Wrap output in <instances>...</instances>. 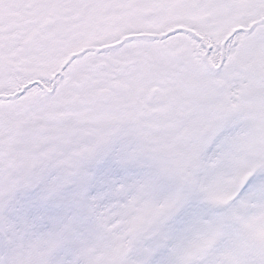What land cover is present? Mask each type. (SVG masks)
I'll list each match as a JSON object with an SVG mask.
<instances>
[{
  "label": "snow or ice",
  "instance_id": "6c2138e0",
  "mask_svg": "<svg viewBox=\"0 0 264 264\" xmlns=\"http://www.w3.org/2000/svg\"><path fill=\"white\" fill-rule=\"evenodd\" d=\"M0 264H264V0H0Z\"/></svg>",
  "mask_w": 264,
  "mask_h": 264
}]
</instances>
